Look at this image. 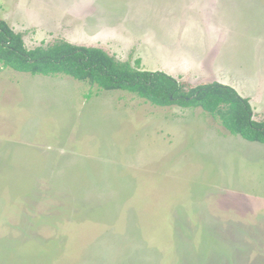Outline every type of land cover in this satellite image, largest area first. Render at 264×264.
Wrapping results in <instances>:
<instances>
[{
    "label": "rangeland",
    "instance_id": "obj_1",
    "mask_svg": "<svg viewBox=\"0 0 264 264\" xmlns=\"http://www.w3.org/2000/svg\"><path fill=\"white\" fill-rule=\"evenodd\" d=\"M0 19L28 49L228 85L264 120V0H0ZM0 264H264V143L201 107L0 63Z\"/></svg>",
    "mask_w": 264,
    "mask_h": 264
},
{
    "label": "trees",
    "instance_id": "obj_2",
    "mask_svg": "<svg viewBox=\"0 0 264 264\" xmlns=\"http://www.w3.org/2000/svg\"><path fill=\"white\" fill-rule=\"evenodd\" d=\"M0 63L4 68L33 75L65 74L105 90H126L157 106L201 107L217 115L231 134L264 143V120L254 118L249 99L219 82L191 85L163 71L142 69L139 59L132 64L116 59L101 47L64 40L28 49L21 34L2 19Z\"/></svg>",
    "mask_w": 264,
    "mask_h": 264
}]
</instances>
